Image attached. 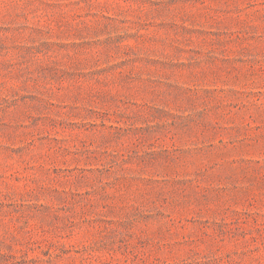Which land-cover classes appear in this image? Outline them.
<instances>
[{"label":"rangeland","instance_id":"rangeland-1","mask_svg":"<svg viewBox=\"0 0 264 264\" xmlns=\"http://www.w3.org/2000/svg\"><path fill=\"white\" fill-rule=\"evenodd\" d=\"M0 264H264V0H0Z\"/></svg>","mask_w":264,"mask_h":264}]
</instances>
